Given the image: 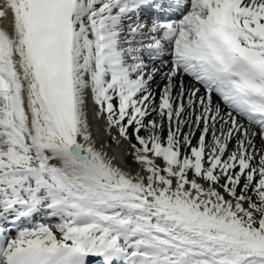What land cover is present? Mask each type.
Here are the masks:
<instances>
[{
  "label": "snow or ice",
  "instance_id": "snow-or-ice-1",
  "mask_svg": "<svg viewBox=\"0 0 264 264\" xmlns=\"http://www.w3.org/2000/svg\"><path fill=\"white\" fill-rule=\"evenodd\" d=\"M3 18L0 264H264V0Z\"/></svg>",
  "mask_w": 264,
  "mask_h": 264
},
{
  "label": "bare ground",
  "instance_id": "bare-ground-1",
  "mask_svg": "<svg viewBox=\"0 0 264 264\" xmlns=\"http://www.w3.org/2000/svg\"><path fill=\"white\" fill-rule=\"evenodd\" d=\"M6 20H7V19H6ZM119 148H120V147H118V146H116V145H113L111 151H113V150L117 151ZM119 151H120V149H119ZM113 152H114V151H113ZM118 153H120V152H118ZM118 155H119V154H118Z\"/></svg>",
  "mask_w": 264,
  "mask_h": 264
}]
</instances>
